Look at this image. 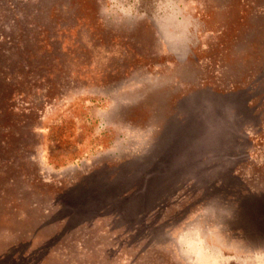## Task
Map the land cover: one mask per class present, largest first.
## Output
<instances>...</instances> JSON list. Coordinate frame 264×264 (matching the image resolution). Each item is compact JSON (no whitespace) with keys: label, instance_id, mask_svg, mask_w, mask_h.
<instances>
[{"label":"rangeland","instance_id":"1","mask_svg":"<svg viewBox=\"0 0 264 264\" xmlns=\"http://www.w3.org/2000/svg\"><path fill=\"white\" fill-rule=\"evenodd\" d=\"M0 264H264V0H0Z\"/></svg>","mask_w":264,"mask_h":264}]
</instances>
